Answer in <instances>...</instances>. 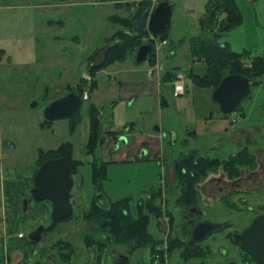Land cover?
Returning a JSON list of instances; mask_svg holds the SVG:
<instances>
[{
    "label": "rangeland",
    "instance_id": "obj_1",
    "mask_svg": "<svg viewBox=\"0 0 264 264\" xmlns=\"http://www.w3.org/2000/svg\"><path fill=\"white\" fill-rule=\"evenodd\" d=\"M1 2L4 4L0 3V49L4 50V53L0 54V264H14L20 253L24 258L18 264L39 262L43 264L42 257L49 253L58 256V264H66L59 252L61 241L73 243L72 264H93L90 262L95 261L92 257L97 254V250L85 245L87 235L106 243L102 251H104L103 259L108 258L107 264H115L119 253H127L126 246L116 244L114 239L98 225L84 218L90 203L94 198L97 200L99 194L93 181V163L99 165L102 161L107 163L106 177H102L103 188L100 192L104 191L111 199L133 196L131 203L133 212L140 198H144L154 185H163V180L166 176L169 177V180H166V188L161 187L164 193L162 206L166 208V205H169L175 214L173 235L183 237L185 220L182 213L187 210H183L175 203L179 189L176 185L173 187V184H168V182L173 183L175 177L172 165H169L170 171L166 170V166L188 147L198 148L199 153L204 156L226 157L231 146V134L211 127L214 121L204 123L205 116L209 112L219 113V105L212 98V89L198 85L193 73L190 75L192 66L196 64V60L190 58L191 51L183 46L177 49L173 57L166 60V68L178 66L184 73L186 89L176 95L173 86L166 83L165 97L169 106L163 107L161 111L159 90L156 95L153 94V85L145 81L144 92L137 96L131 87L134 84L125 81L127 73L118 70L126 65L147 67L150 65L149 58L142 64L135 65L136 51L130 54L125 63L116 61L112 63L113 65L98 70L94 75L97 80L96 87L92 91L88 87L85 88L89 98L82 100L80 109L82 121L74 131H71L69 118L45 122L44 109L50 101L70 92V88L76 86L80 79L90 80L91 76L86 72L87 68L95 66V63L102 59L105 47H101L108 42V37L122 28L121 22L111 17L113 14L123 15L126 11L125 6L120 9L114 4L101 0H3ZM181 2L179 0L177 4ZM187 4L184 2L180 8H176L173 21L179 24L178 36L184 35L189 39L193 34L200 32L197 30L194 33L191 29L192 15L187 11ZM244 10L248 18L247 25L250 27L251 23L256 21L255 14L246 8ZM260 19L264 20L263 17ZM242 23L232 30L238 31L234 29ZM255 23L252 27H255ZM226 37V33L220 36L219 42L230 40L233 49L251 53L242 47L248 43L247 37L242 32H237L229 36L230 38ZM155 38L159 52L164 53L167 45L163 44L159 36ZM96 50L97 52L92 56L91 53ZM84 72H86L85 76L81 77ZM90 83L91 81L85 82V85ZM263 83L264 76L259 86L254 87L255 94L258 89L263 91L261 103L264 101ZM47 87L49 95L43 99ZM124 87L125 92H123ZM256 99L257 96L254 97L253 94V97L245 100L242 106L245 110H249L257 102ZM33 100L37 101L34 108ZM91 104H96L101 110L100 119L105 131L102 147L100 146L92 154L86 152L89 133L88 110ZM238 111L236 109L226 115L225 120L231 121L232 127L244 124L242 119H239L240 115L236 114ZM258 120L264 122V110L262 115L256 110L250 115L249 122ZM158 123L168 135L172 131L177 133L176 142H171L169 135L161 145L160 157L148 156L149 152L156 153L157 149L152 148V150L148 149L147 156L141 159L140 149L134 145L135 136L154 132L156 125L159 126ZM110 126L122 130L123 135L117 145L113 133L118 134L120 131H112ZM200 127L203 130L199 135L193 136L187 132L188 129L194 130ZM129 131L132 137H127ZM65 140L74 143V156L82 160L77 173L72 174L74 184L70 191V200L73 204V216L56 224L54 229L44 230L41 240L31 243L29 235L34 231L35 225L39 224V219L50 225L52 216L49 213L47 218H43L44 210L41 206L43 201L37 203L34 200L23 212L21 200L25 195L31 194L37 163L42 158L41 152L56 149ZM5 141L7 145H4ZM255 142L263 145L264 134L258 135ZM250 148L252 149V146ZM219 173L220 171H217L210 176H219ZM260 177L264 181V174ZM215 194L211 199H206L209 202L201 205L208 209V218L223 221L230 217L234 220V216L237 217L238 213L227 209L222 201H217L221 194ZM241 207L243 208V204ZM170 225L166 214L158 220L152 218L149 225V231L153 236L164 240L161 245L164 248L163 255L157 253L160 255L158 264H197L198 262H193L190 258L186 260L182 257V249L173 250L172 254L168 253L167 238ZM227 231L220 234L219 243L230 246L229 241L224 238ZM12 232H16L15 235L17 233L19 235L20 232L25 234V238L21 239L24 246L18 248V245L10 242L9 234ZM217 246L218 243L213 245V260L219 257ZM150 251V247L139 248L132 253L128 250L130 263L148 264L152 260L151 257L153 258ZM26 253L29 256L26 257ZM157 254L153 258L154 261Z\"/></svg>",
    "mask_w": 264,
    "mask_h": 264
},
{
    "label": "trees",
    "instance_id": "obj_2",
    "mask_svg": "<svg viewBox=\"0 0 264 264\" xmlns=\"http://www.w3.org/2000/svg\"><path fill=\"white\" fill-rule=\"evenodd\" d=\"M151 4V0L140 1L137 9L130 12L128 16L117 17L118 21L122 24V28H119L108 37L102 60L97 65L89 68L91 78L88 81H91V83L85 85V82L88 81L83 78L82 80L80 79V82L76 86L70 88L71 91L76 90L79 93L78 96H80L78 110L69 117L71 131H74L82 121L80 109L85 96V88L88 87L92 91L96 87L97 81L94 78L96 71L118 60H125L130 54L136 52L145 41L148 32H146L144 37H141L134 30V23L143 16L145 10H150ZM205 11L206 13L199 21L204 33H209L207 34L208 36H193L189 40L191 56L198 60H204L206 64L205 77L200 80L196 79V83L200 86L211 88L214 91L220 85L224 76L229 73H241L246 77L262 82V77L264 76V56H252L249 52L244 51L237 52L231 48L230 44H221L219 42L220 36L242 23V13L236 0H208ZM126 29L130 33L126 32ZM156 36H159L161 40L168 39L169 25H166L164 29L160 30ZM184 40H180L179 43H183ZM155 52L156 49L154 46L147 57L152 65L156 63ZM93 55L94 52L92 53ZM248 58H250V61H248ZM177 70L178 68L166 70L161 76L162 82H175L177 80ZM190 75H192V72H190ZM242 107L241 104L237 109L241 110ZM88 114L89 133L86 152L92 154L100 146L102 147L105 139V131L100 119L101 110L96 104L90 105ZM219 115L226 117L227 114L222 113L219 108ZM45 122L51 121L45 119ZM117 131L122 132V130ZM113 135L116 136V132ZM74 148L75 146L72 141L65 140L56 149H50L45 153L41 152L42 158L37 163V170L46 159L63 157L70 165L71 174L77 173L79 166L82 164V160L74 156ZM253 154L248 143L237 153L225 158H222V156H201L195 147L190 148L187 152L181 153L180 156L173 160L174 181H172L173 183L168 182V184H173V187L176 185L179 189V194L175 201L176 205L183 208V210H187L191 205L199 204L201 202L199 185L205 181L211 172H217L221 168L226 170L230 177H237L240 175L241 167L255 168L257 163L256 157ZM106 163L107 161H102L99 165L93 163L94 173L92 175L97 193H103L100 191L103 188L102 177H106ZM162 198V188L159 184L154 185L144 198H140L137 201L135 212H133L131 207L133 201V196L131 195L112 199L108 206L100 205L94 198L84 218L98 225L100 229L114 239L116 244L126 246V254H129L128 250L132 253L136 249L150 247L151 256L154 258L157 253L163 255L164 248L161 245L164 240L155 238L149 231V225L152 218H157L158 220L163 214H166L171 224L167 238L168 253L172 254L173 250L182 249V257H185L186 260L193 256L203 254L206 251L204 248L198 247L197 245L188 246L186 244L193 228L192 222L184 221L183 237L173 235L175 214L169 205H166V208L162 206ZM71 216H73V213L68 217L52 221L43 231L46 229H54L53 227L56 224ZM29 242L36 243L32 240H29ZM85 245L90 247L97 245L101 251L106 247V243L90 235L85 237ZM59 252L62 255V260L69 262L74 255L73 243L70 241H61ZM25 256L27 257L29 254L26 253ZM153 258L151 257L152 260L148 264L154 262Z\"/></svg>",
    "mask_w": 264,
    "mask_h": 264
},
{
    "label": "crops",
    "instance_id": "obj_3",
    "mask_svg": "<svg viewBox=\"0 0 264 264\" xmlns=\"http://www.w3.org/2000/svg\"><path fill=\"white\" fill-rule=\"evenodd\" d=\"M1 1H3V0H1ZM1 1H0V3H2ZM5 1H10V0H5ZM101 1H104L105 3H109V4H114L116 7L120 8V9L125 6L126 11L124 12L123 15L113 14V16L111 17V19H115L116 21H118V18H117L118 16H121V17L128 16L130 14V12L137 9L138 3L140 1H143V0H101ZM171 1L173 3V14H172L171 21L168 24L170 27L169 36H168L169 38L165 39L166 42L163 41V44L167 45L166 51L164 53L159 52V50L156 48L155 42H154L155 49H157L155 52L156 53V63L154 65H152L151 62L149 61L150 65H148L147 67H136V66L133 67L131 65H128V66L126 65L125 67H121L120 69H118L119 71H123V72L125 71L127 73V78H126L127 80H125V81L127 83H131L132 85L134 84V86H131V87H132L135 95L138 96L139 93L144 92L143 83L145 81L150 82L153 85V89H152L153 94L156 95L157 91L159 90V95H160L159 110L160 111L163 107H165L161 101L162 94H164V96H166L164 85L166 83H169L173 86V89H174V82H171V81L164 82V83L162 82V80H161L162 74L166 70L172 69L170 67L178 68V70L176 71L177 77L180 73L184 74L183 72L180 71L178 66H170V67L166 68V60L169 57H173L176 54L177 49L182 48L183 46L187 47L191 51L190 42H189L190 38L187 39L186 36H184V35L178 36L179 24L177 21H173L176 8L177 7L180 8V5H182L184 2L188 3L187 4L188 5L187 11H189L188 13L192 15L191 16L192 17L191 29H193L194 33L197 30L200 32V34L195 33V34H193V36L209 34V33H207V34L204 33V31L200 25V21H199L200 18L203 17L204 14L206 13L205 10H206V5H207L208 0H180V1H182L180 4H177V1H179V0H171ZM158 2H160V0ZM236 2H237L238 6L241 10V13H243V15H244V22L242 23L241 26L234 29V30L237 29L238 31L230 30L229 32L226 33V36L231 37V35H233L237 32H242V34H244V36L247 37V41H248V43H245L242 47H244V49H246V50H249L251 52L250 54L252 56H255V55L264 56V26H263L264 20L260 19V17H263V19H264V0H236ZM157 3H154L152 1L150 10H152L157 5ZM3 4H4V2L2 3V5ZM245 8L249 12L251 11L255 14L254 18L256 19V21H253L251 23L250 27H248V25H247L248 18H247V14L245 13V10H244ZM196 10H197V12H196ZM118 22H120V21H118ZM254 22H256L254 25L255 27H252V24ZM248 28H253V29L249 30ZM126 31H128V30H126ZM147 32H148V36H146L145 38L149 39V36L152 33L149 31H147ZM153 35L156 36V34H153ZM193 36H191V37H193ZM182 39H185V40L183 43L180 44L179 41ZM226 43L230 44L231 48L233 49V44L231 43L230 40L228 41L227 39H225V41L222 40V42H221V44H226ZM105 46H106V43L101 48H103ZM233 50H235V49H233ZM235 51L241 52L242 50L241 51L235 50ZM96 52H97V50L94 51V54ZM2 53H4V50L0 49V54H2ZM103 54H104V51H103ZM103 54H102V58H103ZM129 56L125 60H118V62L122 61L125 63V61L129 58ZM0 57H1V55H0ZM191 57L194 61L196 60V62H195L196 64H194L191 68V72L193 73V77H194L195 82H196V79L200 80L203 77H205L206 64H205L204 60H198L195 57L191 56V54H190V58ZM101 60L102 59H100V61ZM100 61L96 62L95 65H97ZM248 61H250V58H248ZM111 65H113V64H111ZM135 65H137V64L135 63ZM138 65H140V64H138ZM89 67L87 68L88 71H86L88 73V75H90ZM104 68H106V67H104ZM104 68H101L98 70L101 71ZM98 70L96 71V73L98 72ZM86 72H84V74L81 75V77L85 76ZM94 78H95V76H94ZM260 83L261 82H259V84ZM257 86H259V85H257ZM257 86H254V87H257ZM254 87H253V94H254V97H255V95L257 96V99H256L257 102L254 103L250 107L249 110H245L244 107H242V109L236 113V114L240 115L239 119L240 120L242 119V121L244 122V124L242 126L232 127L233 123L231 121L225 120L226 117L224 118V117L220 116L219 113L213 114L212 111L209 112L205 116V122L204 123L214 121L215 123H213V124H215V125L213 126V124H211L210 125L211 127L219 128L222 131H226V132H228V134H231V136H230L231 146H229L230 149H229L227 155H225L226 157H228L231 154L237 153L242 147H244L248 143V146L249 147L252 146V150L257 154V157H258L261 165H264V144L261 145V144L255 142V138L257 139L258 135L264 134V122L262 120H260V121L258 120L256 122H249L250 115L253 113L254 110L258 111L260 115H262V110H264V101L261 103V99H260L263 91H262V89H258L257 93L255 94L254 93ZM185 89H186V87H185ZM125 91H126V89L124 87L123 92H125ZM220 119H222V120H220ZM223 120H225V121L223 122ZM219 121H222L223 123L219 122ZM158 124H159V126L156 125L159 127L158 130L155 127L154 132L151 131L150 134H141V135L135 136L134 145L140 149L141 159L145 158L147 156V152H149L148 149L152 150V148L153 149L156 148L157 151H156V153L149 152L148 156L150 158L160 157V151H162V150H160L161 145L163 142H165L166 138L169 135H170V137H169L170 141L173 143L176 142L177 133L172 131L168 135V132H165L163 130V128H161L160 123H158ZM110 127L112 128V131L118 130L117 128L114 129L112 126H110ZM202 130H203V128L200 127L199 129H194V130L188 129L187 132L189 134H192L193 136H196V135H199ZM122 135H123V133L120 132V133L116 134V136L115 135L114 136L116 139H120V137H122ZM127 137H132V134L130 133V131H129ZM189 149L190 148L188 147V149L181 151L180 155L183 152H187ZM200 155L204 156L202 154H200ZM164 156H165V152H164ZM208 157H210V156H208ZM175 158H177V157H175ZM222 158H225V157H222ZM174 159H172L168 165H167V163H165L167 165L166 170L170 171L169 165L171 164L172 170L174 172V167H173V160ZM220 169H219V171H220ZM212 173L213 172H211V174ZM167 178L169 179V177L166 176L165 179H167ZM161 183H162V181H161ZM163 187L166 188L165 185H163ZM162 191H163V189H162ZM148 193H149V191L147 192V194ZM103 195L105 196V199L104 200L102 199L100 201L103 203L104 206H108L110 203V200H112V199L110 198V196L106 195V193L104 191H103ZM41 206L43 207V210H44L43 211V215H44L43 218H47L49 213L51 215L52 209H53L52 201H50L49 199L43 200V203L41 204ZM23 212H25V211H23ZM40 220H42V219H40ZM14 233H16V232H12V234H9L10 242L14 245H18V248H20L21 246H24V242L21 239L25 238V234L23 236H19L18 233L16 235ZM95 239H97V238H95ZM29 240H31V239H29ZM90 248H92V249L96 248V250H97V254L93 255V257H92L93 259H95V261L89 260V261H91L90 263L100 264L102 261L104 262V264L108 263L107 257L103 259L104 251H101L97 245H94ZM19 251L21 252V250H19ZM49 255H51V257H52L51 263L52 264H58V256H56V254H54V253H49ZM112 257H114L113 254H112ZM23 258H24L23 254L20 253L17 261L14 264L20 263ZM65 263L66 264H72L73 263V257L69 262L65 261ZM36 264H41V263L39 262Z\"/></svg>",
    "mask_w": 264,
    "mask_h": 264
},
{
    "label": "water",
    "instance_id": "obj_4",
    "mask_svg": "<svg viewBox=\"0 0 264 264\" xmlns=\"http://www.w3.org/2000/svg\"><path fill=\"white\" fill-rule=\"evenodd\" d=\"M173 14V3L171 0H160L152 10H145L143 16L134 23V30L144 37L146 32L157 34L164 29L171 21ZM154 47L151 39H145L138 48L135 63H143ZM259 85V81L246 77L241 73H229L224 76L220 85L212 92V98L219 104L220 110L224 114L233 113L239 105L245 100L253 97V87ZM49 95V88L43 95V99ZM76 90L68 92L66 95L51 101L44 111V117L47 120L54 121L61 118L71 117L79 108L80 96ZM161 101L165 107L169 102L162 94ZM37 105L33 100L32 107ZM158 130L159 127L156 126ZM7 141L4 145H7ZM71 174L70 165L63 157L46 159L34 177V184L30 190L31 197L38 202L49 199L53 203L52 220L56 221L70 216L73 213V204L70 200V191L74 180ZM104 200L103 193L97 195V201L104 206L100 200ZM22 210L28 209V198L23 200ZM252 224L242 233L236 234L235 239L241 242V248L250 253L255 261L264 264V216L260 215L252 220ZM197 223V222H196ZM227 222H215L210 220H201L195 224L186 244L194 245L204 240L208 234L222 229ZM44 224L39 225L29 238L32 241L41 240ZM115 264H131L130 256L126 253H119Z\"/></svg>",
    "mask_w": 264,
    "mask_h": 264
},
{
    "label": "flooded vegetation",
    "instance_id": "obj_5",
    "mask_svg": "<svg viewBox=\"0 0 264 264\" xmlns=\"http://www.w3.org/2000/svg\"><path fill=\"white\" fill-rule=\"evenodd\" d=\"M115 145H117V143ZM252 152L256 157L257 165L255 168L241 167L240 175L237 177H230L228 172L223 169H220L219 176H210V173L205 181L199 185L201 202L196 205H191L188 207L187 212L182 213L184 220L193 223V228L198 221L210 220L207 215L208 209L201 207V205L208 201L206 199H211V197L215 196V193L221 194L217 201H222L227 209H231L232 212L238 213L237 217L234 216V220L230 217L223 221L210 220L215 222H227L228 224L222 229L208 234L201 242L194 244L204 248L206 251L201 255L190 258L193 262L196 261L198 262L197 264H261L255 261L250 253L241 248V242L235 239V235L242 234L252 224V220L260 215L264 216V181L260 177L261 174H264V165H261L257 154L253 150ZM167 179L163 180V185L165 186ZM163 185L161 184L160 186L162 187ZM25 198H28L29 207V204L32 203L34 199L31 197V194L28 196L25 195L21 200L22 207V202ZM241 204H243V208ZM41 224H44L45 228L49 226L39 219V224L35 225V229ZM231 227L234 229H231ZM229 228L230 230H228ZM225 231H227V233L224 238L229 241L230 246H226L225 243H219L221 239L220 234ZM215 243H218L217 254L219 257H215L213 260V245ZM51 258V255L44 254L41 262L43 264H52Z\"/></svg>",
    "mask_w": 264,
    "mask_h": 264
},
{
    "label": "built area",
    "instance_id": "obj_6",
    "mask_svg": "<svg viewBox=\"0 0 264 264\" xmlns=\"http://www.w3.org/2000/svg\"><path fill=\"white\" fill-rule=\"evenodd\" d=\"M152 1H153L154 3H157L159 0H152ZM154 6H155V5H154ZM127 32H129V31H127ZM149 39H152L154 42L156 41L155 35H153V34H150ZM163 41L166 42V40H164V39H163ZM155 46H156V48L158 49V46H159L158 43L155 42ZM184 91H185V82H184V80H183V74H179V75H178V79L174 82V93H175L176 95H178V94L183 93ZM84 95H85L84 98H88V93H87V91L84 93ZM109 137L111 138V136H109ZM116 143L119 144V140H116ZM116 143H115V144H116ZM114 147H115V145H114ZM23 235H24L23 232H20V233H19V236H23ZM159 260H160V255L157 254L154 263H155V264H158ZM164 264H165V263H164Z\"/></svg>",
    "mask_w": 264,
    "mask_h": 264
}]
</instances>
